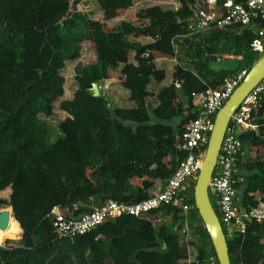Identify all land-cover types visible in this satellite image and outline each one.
<instances>
[{
  "label": "trees",
  "instance_id": "1",
  "mask_svg": "<svg viewBox=\"0 0 264 264\" xmlns=\"http://www.w3.org/2000/svg\"><path fill=\"white\" fill-rule=\"evenodd\" d=\"M94 1L104 12L102 21L79 13L80 0H0V192L10 191L8 200L0 198V212L11 214L0 237V245L5 244L0 264H209L211 258L219 264L195 207L196 180L174 203L141 217L122 216L72 239L56 237L52 210L77 220L109 201L147 200L150 190L166 183L181 165L183 135L199 116L202 96L233 75L210 71L204 62L208 51L214 55L218 44L236 36L243 67L250 69L257 61L250 44L264 21L194 33L187 19L198 10L208 13L209 2L175 0L177 11L149 7L113 28L107 21L124 15L138 0ZM126 36L155 39L135 48L137 65L128 63L133 48ZM84 42L95 62L77 67L78 88L68 99L62 71L66 62L81 57ZM161 58L175 59L177 66L173 83L159 93V106L150 116L147 87L152 79L165 78L154 65ZM105 80H117L130 91L123 108L111 109L103 96H93L92 85ZM54 110L69 117L52 140L53 131L41 117H51ZM263 113L264 102L251 112L252 120ZM176 118L180 124H168ZM257 125L240 135L252 157L264 154V120ZM237 164L255 167L240 158ZM258 190L250 182L241 195L238 191L245 209L264 202V196L255 197ZM212 206L220 219L215 202ZM160 214L174 223L183 220L192 241L181 243L166 226L156 230ZM222 228L231 264H264V222L249 220L245 233L232 237ZM10 232L20 233L12 237ZM12 240L16 244L9 245ZM189 248H197L195 258Z\"/></svg>",
  "mask_w": 264,
  "mask_h": 264
},
{
  "label": "built area",
  "instance_id": "2",
  "mask_svg": "<svg viewBox=\"0 0 264 264\" xmlns=\"http://www.w3.org/2000/svg\"><path fill=\"white\" fill-rule=\"evenodd\" d=\"M210 6V0H207ZM212 1V0H211ZM222 2L221 15L216 16L204 10H198L197 23L188 27L194 33L205 32L211 28L225 29L231 26H249L254 20L264 21V0H214ZM250 49L257 57V61L264 55V26L256 30ZM214 60L221 58L225 61L236 60L240 63L239 70L231 77L224 79L223 84L216 90H210L200 101L199 116L193 121L189 130L183 135L181 149L185 157L165 187L159 193L151 195L147 200L137 204H121L113 201L106 202L100 208L80 217L77 220H67L54 208L52 222L57 238H75L88 233L98 226L112 222L122 216L141 217L163 205L176 202L179 192L185 190L190 180H196L203 162L214 119L235 89L242 83L249 72L243 67L241 53H218L212 55ZM256 61V62H257ZM255 62V63H256ZM180 88V83L176 82ZM264 102V79L247 95L239 108L232 115L225 131L216 165L209 183L208 190L214 195V202L218 207L220 222L227 230L245 233L247 221L264 222V202L255 208L243 209L239 205L236 173L237 158L243 144L240 140L242 131L252 129L251 112ZM210 264H214L211 258Z\"/></svg>",
  "mask_w": 264,
  "mask_h": 264
},
{
  "label": "crops",
  "instance_id": "3",
  "mask_svg": "<svg viewBox=\"0 0 264 264\" xmlns=\"http://www.w3.org/2000/svg\"><path fill=\"white\" fill-rule=\"evenodd\" d=\"M158 6L162 10L165 11H177L180 8L179 2L175 0H138L133 6L129 7L125 14L122 16H118L114 19H111L107 21V24L113 28H118L121 25V22L123 21L125 16H132L140 12L142 9H146L149 7ZM77 11L83 15H86L89 19L93 21H102L104 17V12L100 8V6L94 1V0H80V3L77 5ZM210 9L211 13L219 16L221 15V7L217 5V2L214 0H210ZM197 23V18L192 17L187 19V26H194ZM254 28V26H252ZM126 42L133 48L128 52L127 59L128 63L131 65H137V53L135 51L136 47H145L148 45H151L155 42V39L153 37H135V36H126ZM95 62V57L87 50L86 43H82V50H81V57L75 61H68V62H75L76 67L73 68L72 74L74 75V78H76V69L77 67L81 66L84 62ZM66 62V63H68ZM65 63V68L62 71V75L65 79L64 84V90H65V97L71 98L72 95L75 93V91L78 88V84L76 82V79L74 80V83L70 82L71 75H69V80L66 79L64 76V71L66 70L68 64ZM154 65L158 71H162L165 75V78L162 81H155L151 80L147 91L149 92L150 96L145 99V107L147 109V112L150 116H152L153 110L156 109L159 106V100L158 95L162 91V89L169 87L173 83V75L175 72V68L177 66V61L170 60V59H157L154 61ZM123 65H120V68H122ZM68 71V70H67ZM99 95L103 96L111 109H120L123 108L125 103L129 101L130 98V91L126 88H124L117 80H105L101 81L97 84ZM195 104H197L195 100ZM196 106V105H195ZM197 110V106H196ZM60 113L62 115V119H66L68 116L67 113L60 111V110H54V113ZM62 120V121H63ZM259 120H264V113L261 118H254L252 120L253 128L248 129L245 131H242L241 134H244L245 132L255 131L258 127L257 122ZM152 123H156V121L152 118ZM181 118H176L172 122L168 123L169 125H172L173 127L180 124ZM52 130V129H51ZM53 131V130H52ZM240 134V135H241ZM60 133L56 131V137H59ZM54 138V139H55ZM52 138V140H54ZM253 151H250L249 144H243L242 150L238 155V158L240 160H244V162L248 164H255V167L252 169L244 168L243 165H238L237 173H236V179L238 183V191L243 193L250 185V182H254L256 186L258 187L257 193H255L256 198H260L264 196V154H256L255 156H251V153ZM246 165V164H244ZM255 177H258L260 179H255ZM261 186V189L259 188ZM165 187V183H163L160 186H155L153 189L150 190V193L156 194L162 191ZM255 187V186H254ZM239 196V195H238ZM263 203V202H262ZM239 205L243 208V204L241 202V198L239 197ZM163 214L159 215V220L155 223H159L160 220H162ZM154 224V225H155ZM160 226H165L160 225ZM159 226V227H160ZM155 227V226H154ZM228 235L232 237L237 231L235 230H227Z\"/></svg>",
  "mask_w": 264,
  "mask_h": 264
},
{
  "label": "water",
  "instance_id": "4",
  "mask_svg": "<svg viewBox=\"0 0 264 264\" xmlns=\"http://www.w3.org/2000/svg\"><path fill=\"white\" fill-rule=\"evenodd\" d=\"M217 52L238 55L240 52L237 47V37L233 36L231 42L223 41L218 44ZM204 62L208 64L210 71L217 74L222 72L234 74L240 68V63L236 60L225 61L221 58L213 60L210 51H208ZM262 79H264V55L249 69L242 83L235 89L222 109L216 114L206 153L194 187L193 197L195 207L208 232L219 264H231V262L227 239L220 219L212 206L208 187L230 119L247 95ZM91 92H93L94 97L99 96L97 84L92 85ZM10 218V212H0V230H5L8 227Z\"/></svg>",
  "mask_w": 264,
  "mask_h": 264
},
{
  "label": "rangeland",
  "instance_id": "5",
  "mask_svg": "<svg viewBox=\"0 0 264 264\" xmlns=\"http://www.w3.org/2000/svg\"><path fill=\"white\" fill-rule=\"evenodd\" d=\"M156 1H158V0H156ZM66 64H68V66H67L66 70L64 71V76L66 77L67 80H69L68 77H69V75H71L70 76L71 77L70 82L74 83L75 78H74V75L72 74V71H73V68L76 67V64H75V62H68ZM41 118L43 120H45L48 123L49 128L53 130L52 137L54 139L56 137L57 128L63 120L62 115L60 113H55L54 115H52L49 118H45V117H41ZM9 195H10V191H8V190H6L4 192H0V198L1 199L8 200ZM209 197H210L211 202L214 203V195L212 194L211 191H209ZM161 216H162V220H160L159 223L154 225L156 230H158L160 225L164 224L168 228V231H170L171 233L177 234L180 237L181 243H188V242L192 241V239H193L192 233L187 232V227H186V224L183 220H180V221L174 223L172 221V219L170 217L166 216L165 214H163ZM225 230L227 231V229H225ZM11 244H16V241H14V240L10 241L9 245H11ZM0 246L4 247L5 244L0 245ZM196 255H197V248H189V256L191 258H195ZM209 264H210V262H209Z\"/></svg>",
  "mask_w": 264,
  "mask_h": 264
},
{
  "label": "bare ground",
  "instance_id": "6",
  "mask_svg": "<svg viewBox=\"0 0 264 264\" xmlns=\"http://www.w3.org/2000/svg\"><path fill=\"white\" fill-rule=\"evenodd\" d=\"M19 233H20V232H10V233H9V236L17 237ZM1 235H2V230H0V237H1Z\"/></svg>",
  "mask_w": 264,
  "mask_h": 264
}]
</instances>
